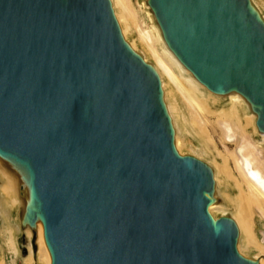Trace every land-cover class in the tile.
<instances>
[{
  "label": "water",
  "instance_id": "95a60500",
  "mask_svg": "<svg viewBox=\"0 0 264 264\" xmlns=\"http://www.w3.org/2000/svg\"><path fill=\"white\" fill-rule=\"evenodd\" d=\"M147 3L182 64L210 92L242 95L264 133L254 1ZM0 160L17 177L22 242L31 228L38 255L41 221L51 264H260L239 251L236 220L211 213L214 169L178 152L162 79L112 0H0Z\"/></svg>",
  "mask_w": 264,
  "mask_h": 264
},
{
  "label": "bare ground",
  "instance_id": "6f19581e",
  "mask_svg": "<svg viewBox=\"0 0 264 264\" xmlns=\"http://www.w3.org/2000/svg\"><path fill=\"white\" fill-rule=\"evenodd\" d=\"M112 2H113V7L115 9V13L121 25L122 32H123L125 39L131 44L134 50H137L138 48L137 42L133 40L131 42L130 40H128V33H129V30L131 29L130 17L133 14V8L130 5L131 1L130 0H112ZM139 33H140V41L142 43V47L146 52V55L144 57L147 61H149V58L154 60L152 64L154 65V67L156 68V70L158 71L162 79V86L164 89V99H165L168 111L172 117V121L175 127V145L180 154L182 155L185 154L184 148L186 146L188 147V144L187 142L183 140L182 135H181L182 129L180 128V126H178L179 125L178 117L180 116L179 108L175 103L170 102L168 100V97H167L168 93H166V85H167L166 80H165L166 78L170 82L174 83L176 88L181 92L183 97L188 102L189 106L191 107L193 111L192 123L194 125H198L201 132L206 131V122L209 121V116H210V115L208 116V114H211L224 121H227L230 124L229 128L227 129V133L231 134V140L232 138L233 140H235L236 138L235 133H237L239 138H241V136L244 134V136L240 139V143L238 144V150H237V154H238L237 157L239 156L238 158H239L240 164L238 163V160L235 155H234V158H235V161L238 163V166L243 170L244 180L249 185L252 191V194L250 192H247L248 190L244 189L243 187L244 185H242L243 183L238 184L240 187L239 194L235 198L236 200L235 199L233 200L236 203H238V205L240 206V209L238 213L235 214L236 215L235 219L239 226L240 232L247 235V238L250 243L255 244L256 246H258L259 249H261V255H260L261 257H257V258L260 260V264H264V258H262V256H264V253H263L264 245L259 243V241L256 238L255 231H254L255 212L252 211V209H247L243 207L245 196H247V198L255 202L257 206V210L261 213L262 216H264V168L257 160H255L254 158L250 156L252 152H255V155L263 163V161L261 160V153L264 154V145H263L264 144V133H261L262 140L260 139L261 141H259V140H255V138H253L250 135V132L248 130L249 124H251L252 122H254L255 124L256 117H257L256 114L251 112L250 114L245 116V119H243L240 109H239V105L242 104L243 102H246V100L244 99L242 95L236 92L230 93L228 95V97L231 100L230 107L222 108L220 110H212V108L210 107L211 105H209L207 102L208 100L207 97H205L203 93L204 92L203 88H205L204 85L196 79V77L192 74V72L188 68H186L182 64V62L177 58V56L170 50V48L167 46L166 42L164 41L159 25L157 24L153 25L150 29H146V30L140 29ZM159 43H161V46H162L161 50L157 46ZM255 127H256V124H255ZM193 152H195V155L199 154L200 156H202V154L198 153L197 150L193 149ZM217 166H218V172L215 173L216 181H218L219 179V174L221 172L226 173V170H227V168L222 165H217ZM0 172H2V174L8 179V182L2 186L3 191L5 192V189L9 191L13 189L16 190L17 177L14 173L10 172L6 167H4L1 160H0ZM12 202L15 205L17 203H20L21 199H19L18 196L13 197ZM3 209L5 210V208ZM225 209L226 208L223 205L217 202H214L210 206V211L215 217H216L215 215L216 210H225ZM6 228H7L6 230L9 233L8 243L11 247V253L14 254L12 264H17L16 258L18 257L19 248L17 246L15 230L11 226L6 227ZM26 235L30 239V242L27 245L28 254L23 258L24 259L23 264H36L35 263L36 257L34 255V250H33V246L31 243V238L33 235L31 228L29 227L26 228ZM263 235H264V231H263ZM37 244H38V252H37L38 257L45 264H51L52 258H51L50 251L47 247L46 241H45L44 226L41 221H39L38 227H37ZM247 247H248L247 245H244L242 243L238 245L239 251L242 254H244ZM6 262L7 261L0 254V264H6Z\"/></svg>",
  "mask_w": 264,
  "mask_h": 264
},
{
  "label": "rangeland",
  "instance_id": "374dc122",
  "mask_svg": "<svg viewBox=\"0 0 264 264\" xmlns=\"http://www.w3.org/2000/svg\"><path fill=\"white\" fill-rule=\"evenodd\" d=\"M130 1H131L130 5L133 8V14L130 17L131 29L129 30V33H128V40H130L131 42H132V40L136 41L137 46H138L137 51L138 52L140 51V53L143 56H145L146 52L143 49L142 43L140 41L139 30L140 29L141 30L150 29L153 25L157 24V21L153 15L148 3H147V0H130ZM253 1L258 6V8L261 10V12L264 16V0H253ZM157 46L161 50V47H162L161 43H159ZM149 62L153 63L154 60L149 58ZM165 80L167 83L166 93H168L167 94L168 100L170 102L175 103L179 108V114L181 117L180 116L178 117V121H179L178 126H180V128L182 129L181 135H182L183 140L185 142H187V144H188V147L186 146L184 148V153L194 155V156L204 160L205 162H207L208 164L211 165V167L214 169L215 173L218 172V166L217 165H222V166L227 168L226 173L221 172L219 174L218 181H216L217 182V190H218V192H217L218 203L223 205L226 209L225 210H216L215 215L218 217V216H222V215L227 214V216H231L235 219V217H236L235 214H237L239 209H240V206L238 205V203H236L233 200L239 194L240 187L238 184L243 183L242 185H244L243 186L244 189L248 190L247 192H250L252 194V191H251L249 185L244 180L243 170L238 166V163L240 164V161L238 158L239 156L237 157V155H238L237 154L238 144L240 143V139L244 136V134L241 136V138H239L237 133L234 132L236 138H235V140H233V138L231 140V134L227 133V129L229 128L230 124L227 121H224V120H222L216 116H213L211 114H208V116L209 115L210 116H209V121L206 122V131L201 132L198 125H194L192 123L193 111H192L191 107L189 106L188 102L186 101V99L183 97L181 92L176 88L174 83L170 82L167 78ZM203 91H204L203 92L204 96L207 97V99H208L207 102L209 105H211L210 107L212 108V110H220L222 108L230 107L231 100L228 96L216 95V94L210 92L207 88H203ZM170 94H171V96H170ZM249 108L250 107L246 102H243L242 104L239 105V109H240V112H241L243 119H245L246 115H248L252 112L251 109H249ZM253 124H254V122H252L248 126V130L250 132V135L253 138H255V140L261 141L262 140L261 133L258 132L257 126L255 127L256 122L254 125ZM193 149L197 150L198 153H201L202 156H200L199 154L195 155V152H193ZM234 155L236 156L238 163L235 161ZM250 156L252 158H254L255 160H257L262 165V167L264 168V164H263L264 163V154L263 153H261V160L263 161V163L255 155V152H252ZM239 168L241 169V171ZM2 181H4V178H3V180L1 179L0 182H2ZM2 192H4L3 189H2ZM12 192H14V191H12V190L9 191V190L5 189L4 194L6 196L11 197ZM243 207H245L247 209H252V211L255 212V214H254L255 215L254 231H255L256 238L259 241V243L264 245V235H263L264 216H262L261 213L257 210V206H256L255 202H253L251 199L247 198V196H245V200L243 202ZM6 229H7L6 226H3L0 223V253L2 251L4 254L8 255L9 259H7L6 257H4V259L7 261L6 264H9V260L11 259L10 256L11 255L14 256V254L11 253V247L8 243L9 233ZM7 243H8V245H7ZM241 243L248 246L244 252L245 256L248 255L247 257L254 258V259H257V257H261L260 256L261 255V249H259L258 246H256L255 244L250 243L248 238H247V235L240 232L239 244H241ZM23 245L27 246L28 242L23 244L22 238L20 237L17 240V246L19 248L18 258L20 260H22L21 262H19V264L24 263L23 258L25 257V255L22 252V246ZM262 258H264V256H262ZM35 263L36 264H45L38 257V255L36 256Z\"/></svg>",
  "mask_w": 264,
  "mask_h": 264
},
{
  "label": "crops",
  "instance_id": "0c3cea01",
  "mask_svg": "<svg viewBox=\"0 0 264 264\" xmlns=\"http://www.w3.org/2000/svg\"><path fill=\"white\" fill-rule=\"evenodd\" d=\"M3 180V176L0 173V181ZM4 181L0 182V223L6 227H13L15 230L16 240H18L21 236L20 224H19V208L18 205H14L12 202V196H6L4 192H2V186L5 185ZM8 200V201H7ZM3 205V206H2ZM5 208V210L3 209ZM3 209V210H1ZM8 220V221H7ZM14 225V226H13ZM3 257L9 259L8 255L4 254L3 252L0 253ZM11 259L9 260V264H12L13 255L10 256ZM21 260L17 257L16 263L19 264Z\"/></svg>",
  "mask_w": 264,
  "mask_h": 264
}]
</instances>
